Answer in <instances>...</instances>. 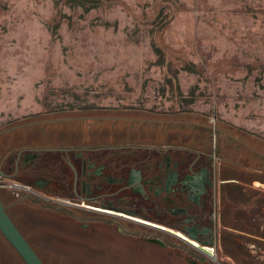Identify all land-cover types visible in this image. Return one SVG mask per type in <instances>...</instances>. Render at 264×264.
I'll return each instance as SVG.
<instances>
[{
  "label": "rangeland",
  "instance_id": "1",
  "mask_svg": "<svg viewBox=\"0 0 264 264\" xmlns=\"http://www.w3.org/2000/svg\"><path fill=\"white\" fill-rule=\"evenodd\" d=\"M97 1L86 9L84 0H0V172L18 151L64 138L89 149L137 130L149 144L155 113L207 125L212 143L230 142L228 134L245 135L255 147L264 143V0ZM13 135L21 141L7 143ZM32 191L0 179L3 205L22 230H32L45 264L200 258L179 246L182 256L157 251L155 260H140L129 249L135 244L121 241L105 251L101 236L63 246L49 237L70 231L68 211ZM76 214L77 224L94 220L85 210ZM252 217L247 226L225 217L228 227L246 230L217 227L216 261L207 257L209 264H264V219L244 220ZM78 233L86 237L80 226Z\"/></svg>",
  "mask_w": 264,
  "mask_h": 264
},
{
  "label": "flooded vegetation",
  "instance_id": "2",
  "mask_svg": "<svg viewBox=\"0 0 264 264\" xmlns=\"http://www.w3.org/2000/svg\"><path fill=\"white\" fill-rule=\"evenodd\" d=\"M19 141L21 139L14 135L6 140L11 144ZM6 160L7 171L0 172V179L8 177L20 181L30 191L32 188L37 189L38 192H32L45 202L65 207L59 208L62 212L68 211L70 217L65 221L69 220L71 229L67 231L64 227L59 231L62 234L50 236L53 242L71 246L78 242V236L87 240L89 236L94 239L101 236L104 246L107 244L105 251L110 244L118 247L121 241L135 244L129 249L133 251L132 254H137L133 258L140 260H155L157 253L162 251L171 256H182L179 251V246H182L185 251L200 255L197 260L185 256L184 261L187 263L209 264L207 257L216 261L214 251L217 250V241L214 234L217 226L211 200L205 198L202 208L194 213H186L185 210L179 213L181 210H177L175 215L174 210H171L176 197L173 192L169 193L165 186L159 189L153 186L157 166L156 159L148 149L125 152L104 145L85 149L79 147L72 138H64L52 145L24 148ZM177 200L182 201L180 197ZM4 208L40 257L32 243V230H22L15 217ZM77 210L92 213L90 218L94 220L77 224ZM21 222L32 227L24 218ZM157 225L179 231L184 237ZM78 226L85 230L86 237L78 233ZM232 244L235 242L232 241ZM121 246L125 245L120 244V249ZM92 258L89 256V259ZM253 263L252 260L239 261V264Z\"/></svg>",
  "mask_w": 264,
  "mask_h": 264
},
{
  "label": "crops",
  "instance_id": "3",
  "mask_svg": "<svg viewBox=\"0 0 264 264\" xmlns=\"http://www.w3.org/2000/svg\"><path fill=\"white\" fill-rule=\"evenodd\" d=\"M206 127L183 117L164 120L155 113L150 120L149 144L140 140L143 138L137 130H130L117 132V141L108 138L103 145L125 152L148 149L157 166L153 186H165L173 192L176 197L171 210L175 215L177 210H200L208 197L215 225L243 232L244 227H228L225 217L233 215L245 226L254 221L253 217L244 220L246 216L264 219V143L255 147L245 135L230 134L226 135L230 142L212 143ZM2 156L0 153V160Z\"/></svg>",
  "mask_w": 264,
  "mask_h": 264
},
{
  "label": "water",
  "instance_id": "4",
  "mask_svg": "<svg viewBox=\"0 0 264 264\" xmlns=\"http://www.w3.org/2000/svg\"><path fill=\"white\" fill-rule=\"evenodd\" d=\"M159 228H164L157 225ZM167 229V228H164ZM184 237L179 231L167 229ZM206 250L205 248H203ZM211 254V251H209ZM0 262L2 264H44L8 216L0 201Z\"/></svg>",
  "mask_w": 264,
  "mask_h": 264
},
{
  "label": "trees",
  "instance_id": "5",
  "mask_svg": "<svg viewBox=\"0 0 264 264\" xmlns=\"http://www.w3.org/2000/svg\"><path fill=\"white\" fill-rule=\"evenodd\" d=\"M84 2L88 3L86 9L91 8V7H96L97 4L99 3V1H97V0H84ZM55 26H56V25H55ZM53 30H55V27H54ZM157 50H158V49H157ZM188 66H189V67H187V68H189V69L194 68V64H191V65H188Z\"/></svg>",
  "mask_w": 264,
  "mask_h": 264
}]
</instances>
